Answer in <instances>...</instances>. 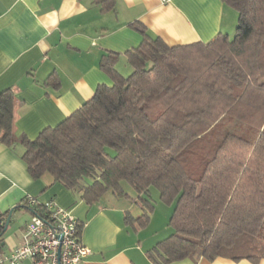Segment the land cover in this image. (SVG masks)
Here are the masks:
<instances>
[{
  "label": "trees",
  "instance_id": "16d2710c",
  "mask_svg": "<svg viewBox=\"0 0 264 264\" xmlns=\"http://www.w3.org/2000/svg\"><path fill=\"white\" fill-rule=\"evenodd\" d=\"M223 1L238 11L236 31L206 42L170 45L134 24L143 39L127 52L132 71L104 54L112 83L35 138L16 136L13 90L0 92V141L24 146L32 177L49 173L88 204L110 189L130 196L128 182L142 205L126 215L136 230L155 209L151 187L173 205V231L147 249L151 264L264 258V0ZM22 204L49 215L44 203Z\"/></svg>",
  "mask_w": 264,
  "mask_h": 264
},
{
  "label": "crops",
  "instance_id": "0c3cea01",
  "mask_svg": "<svg viewBox=\"0 0 264 264\" xmlns=\"http://www.w3.org/2000/svg\"><path fill=\"white\" fill-rule=\"evenodd\" d=\"M237 16L223 0H0V92L13 90L14 133L35 138L91 98L100 83L111 84L100 68L104 54L118 53L116 67L123 74L122 67L132 71L127 52L143 39L134 24L176 45L229 32ZM23 150L18 141H0V212L13 208L1 253L24 241L33 212L22 202L30 195L43 203L54 200L80 219V237L92 252L77 264H151L147 249L166 237L151 229L156 209L150 222L136 230L126 223V215L142 214L138 194L127 189L130 196H117L110 189L88 204L49 173L32 177ZM168 208L172 212L173 206ZM21 264L33 263L25 259ZM168 264H264V258L255 263L187 257Z\"/></svg>",
  "mask_w": 264,
  "mask_h": 264
},
{
  "label": "built area",
  "instance_id": "2783aa9c",
  "mask_svg": "<svg viewBox=\"0 0 264 264\" xmlns=\"http://www.w3.org/2000/svg\"><path fill=\"white\" fill-rule=\"evenodd\" d=\"M24 199L39 202L30 195ZM44 204L49 215L33 213L23 243L10 253H0V263L21 264L30 259L33 264H77L91 254L92 249L80 237L81 222L72 209L54 200Z\"/></svg>",
  "mask_w": 264,
  "mask_h": 264
},
{
  "label": "rangeland",
  "instance_id": "374dc122",
  "mask_svg": "<svg viewBox=\"0 0 264 264\" xmlns=\"http://www.w3.org/2000/svg\"><path fill=\"white\" fill-rule=\"evenodd\" d=\"M238 19H239V14L237 16V21L236 23L230 27V30L228 32L230 35H233L236 31V27H237V23H238ZM130 65V64H128ZM131 67V65H130ZM124 67H122L123 72H125V75H128V71H126V69H123ZM132 68V67H131ZM125 185V188L128 189L129 191L136 193V191L132 188V186L124 181L123 183ZM151 192H152V196L155 200V214L153 217V224L151 225V229L157 228L158 230H160L161 232L163 231V234H166L165 236H167L168 234H170L173 231L172 226L169 225V219H170V215H171V210L170 208H168L169 206L171 207V205H168L166 203H164L160 197H159V190L156 187H151ZM173 206V205H172ZM173 210V209H172ZM17 218V217H16ZM150 227V226H149Z\"/></svg>",
  "mask_w": 264,
  "mask_h": 264
},
{
  "label": "water",
  "instance_id": "95a60500",
  "mask_svg": "<svg viewBox=\"0 0 264 264\" xmlns=\"http://www.w3.org/2000/svg\"><path fill=\"white\" fill-rule=\"evenodd\" d=\"M12 214H13V208L10 209V212H9V214L7 216L6 223H5L6 226L8 225V223H9L11 217H12Z\"/></svg>",
  "mask_w": 264,
  "mask_h": 264
}]
</instances>
